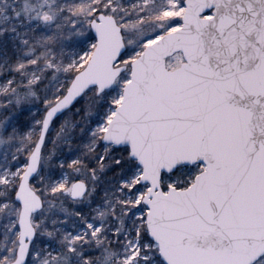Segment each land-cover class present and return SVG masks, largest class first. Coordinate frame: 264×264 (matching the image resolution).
Returning a JSON list of instances; mask_svg holds the SVG:
<instances>
[{
    "label": "snow or ice",
    "instance_id": "1",
    "mask_svg": "<svg viewBox=\"0 0 264 264\" xmlns=\"http://www.w3.org/2000/svg\"><path fill=\"white\" fill-rule=\"evenodd\" d=\"M0 264H264V0H0Z\"/></svg>",
    "mask_w": 264,
    "mask_h": 264
}]
</instances>
